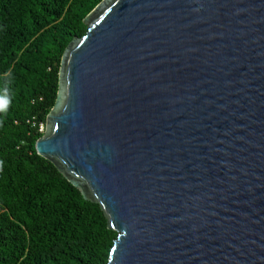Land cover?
I'll return each instance as SVG.
<instances>
[{
  "label": "water",
  "instance_id": "obj_1",
  "mask_svg": "<svg viewBox=\"0 0 264 264\" xmlns=\"http://www.w3.org/2000/svg\"><path fill=\"white\" fill-rule=\"evenodd\" d=\"M37 154L118 234L107 264H264V0H103Z\"/></svg>",
  "mask_w": 264,
  "mask_h": 264
},
{
  "label": "trees",
  "instance_id": "obj_2",
  "mask_svg": "<svg viewBox=\"0 0 264 264\" xmlns=\"http://www.w3.org/2000/svg\"><path fill=\"white\" fill-rule=\"evenodd\" d=\"M103 0H0V264H107L118 234L36 151L62 56Z\"/></svg>",
  "mask_w": 264,
  "mask_h": 264
},
{
  "label": "built area",
  "instance_id": "obj_3",
  "mask_svg": "<svg viewBox=\"0 0 264 264\" xmlns=\"http://www.w3.org/2000/svg\"><path fill=\"white\" fill-rule=\"evenodd\" d=\"M45 131V126L44 124H40V132H44Z\"/></svg>",
  "mask_w": 264,
  "mask_h": 264
}]
</instances>
